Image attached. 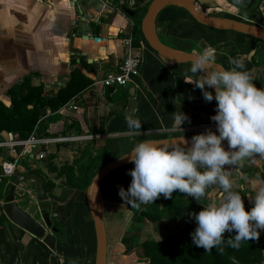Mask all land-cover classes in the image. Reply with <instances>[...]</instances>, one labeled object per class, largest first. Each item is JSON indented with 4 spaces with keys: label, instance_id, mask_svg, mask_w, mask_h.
Returning a JSON list of instances; mask_svg holds the SVG:
<instances>
[{
    "label": "crops",
    "instance_id": "1",
    "mask_svg": "<svg viewBox=\"0 0 264 264\" xmlns=\"http://www.w3.org/2000/svg\"><path fill=\"white\" fill-rule=\"evenodd\" d=\"M197 1V0H196ZM212 7L198 5L207 14L234 19L249 20L264 26V0L251 16L248 10L251 0H208ZM152 0H125V5L141 15ZM209 3V4H210ZM39 6L38 11H34ZM55 16L52 28H44L48 23V13ZM32 17V19H30ZM142 20V17H141ZM141 20L139 24H141ZM133 20L120 7L119 0H3L0 2V102L11 105V89L16 97L26 93V84L42 85L49 94H57L67 84L70 73L81 70L91 79V84L55 115L48 111L41 118L44 130H36L39 138H55L76 135L84 138L67 143H50L38 149L19 165L14 177L26 173H36L56 183L54 190L47 193L51 205V220L59 229L56 248L50 249L42 239L15 225L7 216L0 220V264H94L95 231L86 191L62 185L63 179L49 171L45 160L53 155V162L60 167L72 163L84 149V142L98 147L109 140V161L130 152L135 144L144 140L168 136H192L186 129L212 121L216 101L206 102L201 90L186 80L202 78L187 70L191 63H179L162 57L150 48L142 34L141 47L144 62L140 74L127 86L109 88L100 81L109 72L115 71L125 56V40L132 32ZM25 29H30L27 33ZM154 30L160 40L172 47L187 50V41L198 53L205 47L215 50L218 56L241 58L245 70L254 76L257 87H264V42L233 32L207 27L198 23L183 8L166 4L154 20ZM161 34L175 44L164 41ZM84 35L97 36L95 42ZM231 67V65H230ZM29 79V80H28ZM134 89L137 107L132 116L141 121V128L130 130L125 117L130 96ZM70 106H77L73 109ZM189 117L181 126L174 115L182 113ZM53 116V117H51ZM13 133H0L3 139ZM65 144V151H61ZM56 145V146H54ZM88 145V144H87ZM46 152L44 159L36 154ZM92 151V150H90ZM66 153V154H65ZM75 153V156H73ZM65 154V155H64ZM67 156V158L65 157ZM12 158L11 150L0 148V164ZM255 160L252 163L251 160ZM134 165L119 168L101 181L105 203H124L117 194L125 178ZM227 167V166H226ZM30 169V170H29ZM233 181V191H241L244 204L253 203V185L264 184V159L259 156L244 158L235 166L225 169ZM54 176V177H53ZM13 177V178H14ZM245 177L247 179H245ZM13 178H5L0 186V198L7 191V183ZM131 182V181H130ZM243 186V188H242ZM16 197L20 206L43 223L40 202L37 201L36 182L27 181L19 186ZM223 190L218 184L206 189L202 200L219 203ZM130 210V209H129ZM264 243V230H261ZM261 264H264L261 263Z\"/></svg>",
    "mask_w": 264,
    "mask_h": 264
},
{
    "label": "clouds",
    "instance_id": "2",
    "mask_svg": "<svg viewBox=\"0 0 264 264\" xmlns=\"http://www.w3.org/2000/svg\"><path fill=\"white\" fill-rule=\"evenodd\" d=\"M229 64L228 69L217 65L215 50L209 47L193 53L187 71L202 74V78L185 81L200 89L206 102L216 101L215 114L210 117L215 131L209 128L194 134L190 142L184 137L177 143L138 142L127 155L134 165L128 172L131 182L127 189L118 190L121 200L134 208L152 203L161 195L171 198L174 191L202 203L199 212L189 213L196 224L190 236L192 244L205 252L222 243L238 249L242 241L258 240L264 230V184L253 185V203L246 209L242 192L232 190L233 181L225 171L244 158L264 159V87L256 86L241 58H230ZM125 120L130 130L142 126L130 115ZM174 120L181 126L189 117L182 111L174 115ZM216 184L223 190L222 200L203 203L206 189ZM226 231L235 235L224 241ZM218 250L222 252L223 248Z\"/></svg>",
    "mask_w": 264,
    "mask_h": 264
},
{
    "label": "trees",
    "instance_id": "3",
    "mask_svg": "<svg viewBox=\"0 0 264 264\" xmlns=\"http://www.w3.org/2000/svg\"><path fill=\"white\" fill-rule=\"evenodd\" d=\"M143 9L146 10L147 7ZM251 12L255 13L256 9ZM129 16L134 24L128 37L132 38L134 46H141L142 37L139 22L142 16L138 14ZM184 43L188 44L185 51H192L194 46L192 43L178 41L179 45ZM216 61L223 64L226 69L230 68L226 55L218 56ZM90 84L91 79L81 70L75 69L70 73L67 84L61 87L57 94H49L44 90V86L31 85L30 82H27L26 93L16 97L12 92L17 91L18 86H15L9 93L11 105L7 106L0 102V133H13L20 139H27L34 131H39V127L41 131L44 130L41 118L46 117L48 111L55 115ZM109 148V140H105L102 145L95 147L92 151L84 147L72 163H65L58 167L53 162V155H49L45 162L50 172L56 174L57 178L63 179L62 185L86 191L97 170L109 162ZM30 171L43 175L38 170ZM44 178L46 193L54 190L56 183L52 179ZM262 178L264 180V172ZM202 202L209 203L205 200ZM251 206L252 204H247L245 208L250 209ZM202 207L203 204L192 197L174 191L171 198L158 197L154 202L132 210V219L136 223L145 220L155 223L164 219L167 226L176 224L171 236L163 240L147 239L132 245L129 244L130 238L124 236L122 241L126 243L127 251L135 255L133 262L135 264H261L264 262V243L261 232L258 240L242 241L238 249L229 247L227 243H222L218 246L223 248L222 252L218 250V247L205 252L202 247L192 244L190 233L195 229L196 224L189 213L199 212ZM179 216L180 219H177ZM234 235V232L226 231L223 240L226 241Z\"/></svg>",
    "mask_w": 264,
    "mask_h": 264
},
{
    "label": "water",
    "instance_id": "4",
    "mask_svg": "<svg viewBox=\"0 0 264 264\" xmlns=\"http://www.w3.org/2000/svg\"><path fill=\"white\" fill-rule=\"evenodd\" d=\"M262 0H251L248 10L252 11L257 9ZM208 0H152L147 9L142 14L141 20V34L147 44L155 50L162 57L167 58L171 61L179 63H191L193 60L192 51H185L179 48L172 47L163 43L160 38L157 36L154 30V20L157 16L160 9L166 4H174L180 8L185 9L194 20L198 23L205 25L210 28L223 31H233L237 32L252 38H255L259 41L264 42V26L257 24L255 22H250L249 20L234 19L229 17L214 16L207 14L204 11L198 8V5L204 7H212L214 3H210ZM119 4L127 14L135 16L136 12L130 10L125 5V0H119ZM84 38L91 39L95 42L101 40L97 36L84 35ZM217 65L225 66L215 60ZM226 69V68H225ZM130 100L129 106L126 114L133 116L135 109L137 107V102L134 99V89H130ZM184 137L190 142L192 136L186 135H172L164 138H154L151 141L158 144L166 143H177L180 139ZM0 139H3L0 135ZM226 145V141H222ZM131 152V151H130ZM126 153L118 159L111 160L104 165H102L88 186L86 193L88 195L89 208L94 221V231H95V263L94 264H108V234L106 228V219L104 213V196L101 189V181L113 171L122 168L128 164L129 159ZM123 157V158H122ZM13 160V158H10ZM27 181L36 182V195L37 201L40 202V210L43 218V223H40L36 220L31 213L24 210L20 203L17 200L16 192H19V186L24 184ZM7 191L3 196L4 199V213L5 216L9 218L18 227L29 232L33 236L42 239L45 244L52 250L56 248V235L59 233V229L53 225L51 220V205L48 202V196L44 187V179L42 176L36 173H26L20 176L14 177L9 183H7Z\"/></svg>",
    "mask_w": 264,
    "mask_h": 264
},
{
    "label": "built area",
    "instance_id": "5",
    "mask_svg": "<svg viewBox=\"0 0 264 264\" xmlns=\"http://www.w3.org/2000/svg\"><path fill=\"white\" fill-rule=\"evenodd\" d=\"M144 62V51L141 46H134L132 38L128 37L125 40V56L119 63L115 71L109 72L102 78L100 83L109 88L125 87L132 82L141 72V68ZM73 109H77V106H70ZM211 128L215 131L216 125L214 121L195 125L186 129L189 132H203L206 129ZM7 139H0V148H8L11 150L13 160H3L0 164V186L5 178H13L16 174L18 164L29 159L30 155L38 149L39 145L50 143H67L77 141L84 138L83 136L67 135L59 136L55 138H39L34 131L27 139H20L9 134ZM37 159H44L46 152L40 151L36 154ZM5 202L3 198H0V220L5 215L4 206Z\"/></svg>",
    "mask_w": 264,
    "mask_h": 264
},
{
    "label": "rangeland",
    "instance_id": "6",
    "mask_svg": "<svg viewBox=\"0 0 264 264\" xmlns=\"http://www.w3.org/2000/svg\"><path fill=\"white\" fill-rule=\"evenodd\" d=\"M161 37L164 41H167V43L175 44L170 40H167L162 34ZM175 45L179 44L177 43ZM189 133L193 136L194 134H198L200 132ZM86 142L87 141H85V144H83L84 147H87L89 150H94L95 146H91V142ZM64 145L65 144H62L61 151L66 152L67 149H65ZM73 156H75V153H73ZM65 157L67 158V156ZM23 161H21L18 166L20 164L23 165ZM130 181L131 180L129 178H125V180L120 183L121 187L127 189ZM160 197H162V195ZM134 209L136 208L132 206L129 208V206H125L123 203H105L104 213L109 242L108 264H135L133 262L135 255L127 251V245L122 241L124 236L130 238L131 241L129 244L136 245L147 239H166L171 236L173 229L176 227L175 223L167 226L164 219H161L155 223L149 220L136 223L132 219V210ZM177 219H180V216Z\"/></svg>",
    "mask_w": 264,
    "mask_h": 264
},
{
    "label": "snow or ice",
    "instance_id": "7",
    "mask_svg": "<svg viewBox=\"0 0 264 264\" xmlns=\"http://www.w3.org/2000/svg\"><path fill=\"white\" fill-rule=\"evenodd\" d=\"M0 2H3V0H0ZM38 10H39V6L34 11H38ZM30 19H32V17H30ZM54 19H55L54 14L51 13V12L48 13V23L43 25V27L44 28H49V29L52 28L53 27L52 21H54ZM24 31L27 33L28 31H30V29H25ZM2 65H3V57H2V55H0V66H2Z\"/></svg>",
    "mask_w": 264,
    "mask_h": 264
},
{
    "label": "flooded vegetation",
    "instance_id": "8",
    "mask_svg": "<svg viewBox=\"0 0 264 264\" xmlns=\"http://www.w3.org/2000/svg\"><path fill=\"white\" fill-rule=\"evenodd\" d=\"M254 15H256V12L254 13V12H251V16H254Z\"/></svg>",
    "mask_w": 264,
    "mask_h": 264
}]
</instances>
